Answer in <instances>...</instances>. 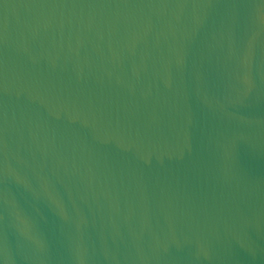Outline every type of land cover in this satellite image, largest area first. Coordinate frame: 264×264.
Instances as JSON below:
<instances>
[{
  "label": "water",
  "instance_id": "1",
  "mask_svg": "<svg viewBox=\"0 0 264 264\" xmlns=\"http://www.w3.org/2000/svg\"><path fill=\"white\" fill-rule=\"evenodd\" d=\"M0 264H264V0H0Z\"/></svg>",
  "mask_w": 264,
  "mask_h": 264
}]
</instances>
